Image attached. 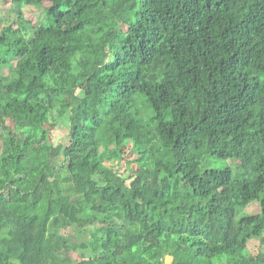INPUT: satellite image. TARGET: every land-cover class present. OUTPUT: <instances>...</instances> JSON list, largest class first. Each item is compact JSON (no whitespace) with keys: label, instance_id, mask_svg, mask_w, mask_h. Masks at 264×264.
Returning <instances> with one entry per match:
<instances>
[{"label":"trees","instance_id":"obj_1","mask_svg":"<svg viewBox=\"0 0 264 264\" xmlns=\"http://www.w3.org/2000/svg\"><path fill=\"white\" fill-rule=\"evenodd\" d=\"M11 1L0 264H264V0Z\"/></svg>","mask_w":264,"mask_h":264},{"label":"rangeland","instance_id":"obj_2","mask_svg":"<svg viewBox=\"0 0 264 264\" xmlns=\"http://www.w3.org/2000/svg\"><path fill=\"white\" fill-rule=\"evenodd\" d=\"M25 15L28 20L36 22L37 20L44 19L45 12L43 9L38 8H25L23 10L18 9L17 7L12 6L11 0H0V33L1 29L5 26L17 27V22L20 19L21 15ZM127 27H124L123 30L127 31ZM50 135V134H49ZM50 138L54 143L55 152L57 153L58 157L54 159L53 164L54 166L60 168L66 164L63 151L64 145L68 144L69 137H68V127L66 122L60 121L58 126L51 131ZM3 141L0 134V154L2 152ZM221 157L224 160L215 159L208 164L207 168H214V169H221L224 167H230L236 171V166L239 165V161L236 159H231L228 154L221 153ZM111 167H114L116 170L120 171V173L125 174L128 173V170H132L133 168L137 167V164L134 163V157L129 158V160L124 162H112L109 163ZM100 211V210H99ZM249 214L259 215L260 209L258 206H252L248 210ZM245 213V212H244ZM63 236L67 237L74 246V244L83 242L82 239H79L74 234V231L71 229L63 231L61 233ZM87 238H83L86 241ZM261 250V244L259 241L252 242L249 245V251L252 255H257ZM72 259L75 261H80L79 255L77 253H73L71 255ZM165 262H168V259H165Z\"/></svg>","mask_w":264,"mask_h":264},{"label":"crops","instance_id":"obj_3","mask_svg":"<svg viewBox=\"0 0 264 264\" xmlns=\"http://www.w3.org/2000/svg\"><path fill=\"white\" fill-rule=\"evenodd\" d=\"M167 259H168V262L167 263L165 262V264H173V258L172 257H167Z\"/></svg>","mask_w":264,"mask_h":264}]
</instances>
